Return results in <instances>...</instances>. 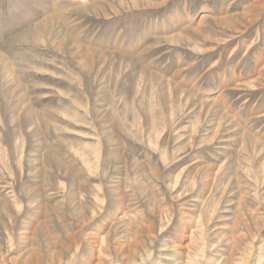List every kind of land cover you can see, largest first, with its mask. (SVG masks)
Wrapping results in <instances>:
<instances>
[{"label": "rangeland", "instance_id": "obj_1", "mask_svg": "<svg viewBox=\"0 0 264 264\" xmlns=\"http://www.w3.org/2000/svg\"><path fill=\"white\" fill-rule=\"evenodd\" d=\"M0 264H264V0H0Z\"/></svg>", "mask_w": 264, "mask_h": 264}, {"label": "bare ground", "instance_id": "obj_2", "mask_svg": "<svg viewBox=\"0 0 264 264\" xmlns=\"http://www.w3.org/2000/svg\"><path fill=\"white\" fill-rule=\"evenodd\" d=\"M154 6H155V5H154ZM158 6H159V4H158ZM247 19H248V18H247ZM248 20H249V19H248ZM49 23H53V21L50 22L49 20H46L45 22L41 23L43 26H40V28H38V29L41 30L43 27H45L46 24H49ZM38 29H37V30H38ZM41 37H42V36H41ZM68 39H69V38H68ZM93 52H94V51H93ZM208 52H209V51H208ZM22 93H23V92H22ZM151 112H152V111H151ZM150 119H151V118H150ZM150 124H151V123H150ZM150 126H151V125H150ZM164 126H165V125H164ZM153 135H154V134H153ZM153 135H152V136H153ZM153 139L155 140V138H153ZM147 141H148V140H147ZM154 142H155V141H154ZM98 148H99V147H98ZM94 169H95V168H94ZM200 222H201V221H200ZM201 225H202V224H201ZM199 233H201V231H199ZM177 248H178V247H177ZM179 250H180V249H179Z\"/></svg>", "mask_w": 264, "mask_h": 264}]
</instances>
